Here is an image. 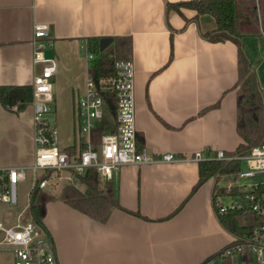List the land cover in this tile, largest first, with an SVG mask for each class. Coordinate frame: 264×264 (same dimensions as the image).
I'll return each mask as SVG.
<instances>
[{"label":"crops","instance_id":"obj_1","mask_svg":"<svg viewBox=\"0 0 264 264\" xmlns=\"http://www.w3.org/2000/svg\"><path fill=\"white\" fill-rule=\"evenodd\" d=\"M181 1L189 0H0V87L33 85L42 69L34 64V26L48 25L53 46L46 55L57 61L52 108L60 119L58 140L67 149L75 142L76 104L89 67L129 37L139 145L154 157L234 152L243 142L237 127L239 46L206 38L216 19L169 7ZM94 38L113 42L101 50L99 41L93 52ZM256 39L243 34L244 46L252 40L251 53L245 52L263 88ZM89 51L95 58L88 59ZM33 116V103L20 109L0 102V168L33 163ZM199 165L184 160L122 167L112 181L118 205L105 220L68 203L62 197L68 182L59 185L45 205L44 223L60 264H200L216 257L235 236L213 206V178L197 186ZM31 176L20 183L18 205L0 201V222L11 226L32 218ZM0 264H14L13 254L0 250ZM231 264L247 262L233 258Z\"/></svg>","mask_w":264,"mask_h":264},{"label":"built area","instance_id":"obj_2","mask_svg":"<svg viewBox=\"0 0 264 264\" xmlns=\"http://www.w3.org/2000/svg\"><path fill=\"white\" fill-rule=\"evenodd\" d=\"M34 64L42 69L33 81L34 141L36 155L28 166L0 168V201L10 206L19 203V185L32 173L30 190L39 188L51 193L59 185L77 181V176L94 169L99 181L112 182L124 166H139L184 160L238 162L235 171L217 173L214 180L213 206L219 213L236 211L252 230L235 236L233 242L216 257L200 264H219L226 258L238 257L252 264H264V144L237 153L217 151L214 157L196 152L193 157L165 153L154 157L138 142L136 114L135 64L133 59L117 60L115 75L96 80L89 67L86 86L78 96L75 117L76 150L69 153L57 145L59 132L50 103L54 102L53 77L57 61L46 50L53 46L48 25L34 26ZM88 52V59L95 58ZM115 99L114 109L108 96ZM100 147V151L96 149ZM68 171V176L62 172ZM0 250L13 254L14 264H60L52 236L47 227L33 219L15 225L0 222Z\"/></svg>","mask_w":264,"mask_h":264},{"label":"trees","instance_id":"obj_3","mask_svg":"<svg viewBox=\"0 0 264 264\" xmlns=\"http://www.w3.org/2000/svg\"><path fill=\"white\" fill-rule=\"evenodd\" d=\"M238 0H189L176 4H169L176 9L188 7L196 10L197 15L211 14L217 22V28L204 36L211 41L219 42L232 40L239 46V81H238V132L243 142L234 151L243 153L253 146L264 144V94L259 77L253 68L252 60L245 52L243 34L239 32L237 23ZM100 39L90 41L89 49L99 52ZM94 42V43H91ZM132 54V41L129 37L121 39L116 46L106 51L100 60L91 68V74L96 80L115 75L117 60L130 59ZM244 64V67H243ZM109 103L114 109V96H108ZM33 101L32 85H7L0 87V102L12 108L17 105L23 109ZM76 145L65 149L74 152ZM240 167L238 162L202 161L199 165L200 180L197 186L217 173L235 171ZM79 182L87 187L86 193L80 191L73 184L63 188L62 197L71 205L86 214L100 220L108 218L113 207L118 205L115 197L113 182L105 183L106 188L101 189L97 172L90 169L85 175L77 176ZM215 189V188H214ZM54 196L36 188L31 193V214L35 221L45 226V205ZM223 226L234 236H242L252 230L250 225L241 222L242 215L236 211L219 213L216 210ZM225 264H231V259L226 258ZM247 264H252L248 256Z\"/></svg>","mask_w":264,"mask_h":264},{"label":"rangeland","instance_id":"obj_4","mask_svg":"<svg viewBox=\"0 0 264 264\" xmlns=\"http://www.w3.org/2000/svg\"><path fill=\"white\" fill-rule=\"evenodd\" d=\"M237 23L239 27V32L241 34L256 36L257 38L256 40H258V43H255L254 46H256V44L258 45L256 47H259V50L261 53L260 59L264 58V38L261 35V28L264 29V0H238L237 1ZM251 41L252 40H249V42L248 43L246 42V45H245V48L247 52L249 51V54L251 53L250 50H252L251 45H250ZM243 67H244V64H243ZM262 90L264 94V85H263ZM54 103L55 102L50 103L52 107H54L55 105ZM54 109H53V114L56 119L55 126L57 127V129L60 130L61 128L60 121H59L60 119L59 117H56V112L54 111ZM57 145L60 148H62L64 145H66V143L60 139L57 141ZM96 149L100 151V147H96ZM69 174L70 173L68 171L62 172L63 176H68ZM31 175L32 173H29L28 176H31ZM66 181L67 180H64L63 183ZM78 182L79 181L74 180V181H71L70 183L76 186L83 193H86L87 187L84 188V186H82ZM100 183H101L100 185L101 189H105L106 188L105 183L103 181H101ZM20 187L21 186L19 185V190H20ZM241 222L244 224L246 221L242 219ZM234 259L237 261L239 258L235 257ZM219 264H222V263L219 262Z\"/></svg>","mask_w":264,"mask_h":264},{"label":"water","instance_id":"obj_5","mask_svg":"<svg viewBox=\"0 0 264 264\" xmlns=\"http://www.w3.org/2000/svg\"><path fill=\"white\" fill-rule=\"evenodd\" d=\"M113 42L112 38H102L101 43V50H104L108 45H110Z\"/></svg>","mask_w":264,"mask_h":264}]
</instances>
